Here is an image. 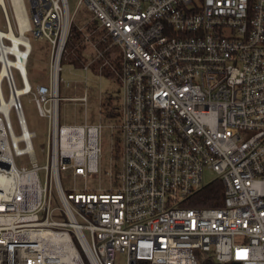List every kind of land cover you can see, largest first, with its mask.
<instances>
[{"label": "built area", "instance_id": "1", "mask_svg": "<svg viewBox=\"0 0 264 264\" xmlns=\"http://www.w3.org/2000/svg\"><path fill=\"white\" fill-rule=\"evenodd\" d=\"M81 6L103 33L95 44L109 37L119 50L95 57L116 64L123 91L114 189L65 190L60 179L98 173L102 126L59 124L61 62ZM0 14V52L12 61L2 84L16 87V72L23 87L11 106L18 135L0 115V264H115L119 253L125 264H264V0H0ZM31 39L50 46L48 86L34 91L13 64L23 54L27 78ZM28 94L47 124L42 166L20 102ZM68 100L85 110L87 94ZM205 169L222 205L181 206Z\"/></svg>", "mask_w": 264, "mask_h": 264}, {"label": "rangeland", "instance_id": "2", "mask_svg": "<svg viewBox=\"0 0 264 264\" xmlns=\"http://www.w3.org/2000/svg\"><path fill=\"white\" fill-rule=\"evenodd\" d=\"M73 4L70 3V9L73 10ZM75 24V25H74ZM0 28L3 30V21L0 14ZM82 29V34L77 42L72 41L68 44L65 59L61 62L60 74V88L59 94L62 98H80L86 92L87 103L85 110L78 102L72 100H64L59 105V124L61 125H80L84 122L88 124H100L102 128L99 134V148L98 156V173L94 177H89L86 181L80 179H72L65 173L60 176L63 189L67 190L73 187H86L88 190H104L116 188L117 182L115 175L120 169V157L115 156L113 151L117 144V137L119 136L115 125L117 124L114 117H105V110L103 105L108 103L109 108H117L122 98V85L117 80L116 64L112 63L110 67L104 63V59L95 60L97 53L108 46L109 54L104 55L106 59H113L119 54V50L115 46H111V40L106 37L103 47H93L92 43H96L98 39L103 37L100 28H97V23L93 21L91 13L86 6H81L75 14V20L72 30L79 31ZM84 33V35H83ZM85 37H88L86 40ZM75 40V39H74ZM91 40V41H90ZM92 42V43H91ZM31 52L28 57L26 66L28 84L34 91L36 85L48 86L49 83V52L50 46L45 39H31ZM89 65L85 71L83 67ZM2 79V78H1ZM14 79L16 88H21L19 76L14 72ZM64 82H68L69 86H64ZM11 86H3L2 93L6 99L10 93ZM23 114L25 117L28 129L35 133L33 138V149L37 165L44 164L43 149L47 145V124L46 120L41 118L36 111L32 95H23L20 97ZM107 106V105H106ZM115 110L111 112L112 116ZM16 110H11L9 115L12 129L15 135L19 134V128L15 119ZM16 166H21V163L29 168L27 159L21 157L15 158ZM39 179L42 182V172H39ZM217 175L210 169H205L203 175L204 184H208L216 180ZM126 255L119 253L116 255L115 264H125Z\"/></svg>", "mask_w": 264, "mask_h": 264}, {"label": "trees", "instance_id": "3", "mask_svg": "<svg viewBox=\"0 0 264 264\" xmlns=\"http://www.w3.org/2000/svg\"><path fill=\"white\" fill-rule=\"evenodd\" d=\"M81 36L80 32L73 30L72 41L77 42ZM75 39V40H74ZM107 105V106H106ZM104 107L105 114L112 117L111 112L115 108H109L108 103ZM223 201V186L219 180H214L202 186V188L191 195L185 200L181 206L183 207H196V208H216L222 205Z\"/></svg>", "mask_w": 264, "mask_h": 264}, {"label": "bare ground", "instance_id": "4", "mask_svg": "<svg viewBox=\"0 0 264 264\" xmlns=\"http://www.w3.org/2000/svg\"><path fill=\"white\" fill-rule=\"evenodd\" d=\"M13 39V38H12ZM8 49L7 48H1V52H0V62L2 63L1 67H0V115H4L6 119H9L8 114L10 115V111H11V106L19 101V96L22 94L23 91V87L22 88H16L13 87L12 84V80L9 78V81H11V92L8 94L7 98L5 99L2 93V83L3 80L1 78H6L9 77V75L11 74V70L9 69L10 64L12 63L11 60H9L8 58L6 59V53H7ZM23 55V54H22ZM21 56L19 57V61L18 63H13L14 65H17L19 67V71L21 72L22 76H23V82L25 84V89H27L29 87L27 78L25 76V70L23 69L22 66V61H21ZM18 114L21 115L22 112L19 110ZM1 123L2 120L0 118V129H1ZM1 134V133H0Z\"/></svg>", "mask_w": 264, "mask_h": 264}, {"label": "crops", "instance_id": "5", "mask_svg": "<svg viewBox=\"0 0 264 264\" xmlns=\"http://www.w3.org/2000/svg\"><path fill=\"white\" fill-rule=\"evenodd\" d=\"M77 32H80V31H77ZM80 33L82 34V32H80ZM83 35H84V33H83ZM90 41H91V40H90ZM96 42H97V41H96ZM91 43H92V42H91ZM92 45H93V47L99 46L98 44H95V43H94V44L92 43ZM99 47H101V46H99ZM106 53L109 54V52H106ZM106 53H105V55H107ZM95 60H96V59H92V61H91L90 63H94ZM103 118H107L106 114H105V117H103Z\"/></svg>", "mask_w": 264, "mask_h": 264}]
</instances>
